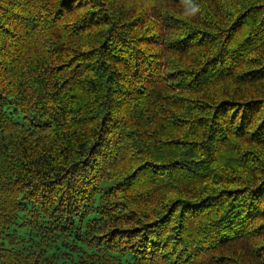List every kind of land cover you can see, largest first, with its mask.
Wrapping results in <instances>:
<instances>
[{
	"label": "trees",
	"instance_id": "16d2710c",
	"mask_svg": "<svg viewBox=\"0 0 264 264\" xmlns=\"http://www.w3.org/2000/svg\"><path fill=\"white\" fill-rule=\"evenodd\" d=\"M263 202L264 0H0V264H264Z\"/></svg>",
	"mask_w": 264,
	"mask_h": 264
},
{
	"label": "bare ground",
	"instance_id": "6f19581e",
	"mask_svg": "<svg viewBox=\"0 0 264 264\" xmlns=\"http://www.w3.org/2000/svg\"><path fill=\"white\" fill-rule=\"evenodd\" d=\"M152 49V48H151ZM148 50V49H147ZM158 50V49H157ZM200 86V85H199ZM195 88V87H194ZM200 99V98H199ZM204 117V116H203ZM200 125V124H199ZM199 126H197V128H198ZM207 127V126H206ZM212 127V126H211ZM199 129V128H198ZM201 131V130H200ZM214 142V141H213ZM222 144V143H221ZM220 144V145H221ZM185 145V144H184ZM224 146V145H223ZM226 148H227V146H226ZM222 149V148H221ZM208 150V149H207ZM226 150V149H225ZM184 151V150H183ZM210 151V150H209ZM206 153V152H205ZM214 155V154H213ZM220 157V156H219ZM217 158V157H216ZM215 160V159H214ZM217 161H218V159H216ZM126 162V161H125ZM219 162V161H218ZM211 163V162H210ZM129 165V164H128ZM127 165V166H128ZM222 167V166H221ZM117 168V167H116ZM130 168V167H129ZM207 168V167H206ZM209 168V167H208ZM126 170H127V167L125 168ZM224 169H226V168H224ZM118 170V169H117ZM229 170V169H228ZM128 171V170H127ZM114 172V171H113ZM115 173V172H114ZM125 173V172H124ZM220 174L222 173V172H219ZM224 173V172H223ZM117 173H115V175H116ZM119 174V173H118ZM117 174V175H118ZM229 175V174H228ZM180 176V175H179ZM232 176H233V174H232ZM123 178V177H122ZM224 180V179H223ZM227 180V179H226ZM229 180V179H228ZM186 181V180H185ZM150 182V181H149ZM151 183V182H150ZM186 186V185H185ZM188 186V185H187ZM191 188V187H190ZM184 189H186V188H184ZM191 189H193V188H191ZM190 190V189H189ZM174 192V191H173ZM218 194V193H217ZM178 195V194H177ZM188 195V194H187ZM241 195V194H240ZM176 197V196H175ZM246 198V197H245ZM178 199V198H177ZM239 199H241V198H239ZM257 199V198H256ZM264 203V202H263ZM262 203V204H263ZM203 205V204H202ZM259 207V206H258ZM212 208H214V207H212ZM207 209V208H206ZM223 209V208H222ZM209 210V209H208ZM203 211V210H202ZM216 212V211H215ZM218 213V212H217ZM204 214V213H203ZM219 214V213H218Z\"/></svg>",
	"mask_w": 264,
	"mask_h": 264
},
{
	"label": "clouds",
	"instance_id": "9594fccd",
	"mask_svg": "<svg viewBox=\"0 0 264 264\" xmlns=\"http://www.w3.org/2000/svg\"><path fill=\"white\" fill-rule=\"evenodd\" d=\"M199 11L198 8H193L191 12H186L185 15H195Z\"/></svg>",
	"mask_w": 264,
	"mask_h": 264
}]
</instances>
